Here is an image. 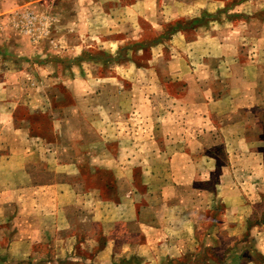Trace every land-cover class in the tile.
<instances>
[{
  "label": "rangeland",
  "instance_id": "1",
  "mask_svg": "<svg viewBox=\"0 0 264 264\" xmlns=\"http://www.w3.org/2000/svg\"><path fill=\"white\" fill-rule=\"evenodd\" d=\"M1 9L0 264L14 263L5 247L36 207L29 199L76 197L115 217L129 191L158 200L166 188L156 180L147 191L151 161L166 160L151 149L193 143L214 219L183 264H264V0H0ZM62 179L72 188L48 184Z\"/></svg>",
  "mask_w": 264,
  "mask_h": 264
},
{
  "label": "crops",
  "instance_id": "2",
  "mask_svg": "<svg viewBox=\"0 0 264 264\" xmlns=\"http://www.w3.org/2000/svg\"><path fill=\"white\" fill-rule=\"evenodd\" d=\"M19 4L20 9L25 6ZM0 13H7V10L1 9ZM258 97L264 105V94ZM246 107L242 106L241 109ZM216 136L214 142L221 141V136ZM240 141H248L247 136L241 134ZM200 150L195 143L191 147L186 145L172 150L167 146L158 147L155 151L151 149L152 156L162 152L166 160L151 161L147 191L156 180L164 182L166 188L160 190L158 200H148L144 193L138 197L135 191H129L118 200L123 207L115 217L100 216L99 210H87L83 199L76 197L49 195L47 198L39 196L29 199L36 207L20 223L5 250L14 260L13 264H136L134 258H138V264H183V256L191 251L189 247L199 245L195 240L202 236L207 226L211 227L210 222L214 219L211 214L213 203H210L206 188L201 187L197 180L201 164L194 159V155H199L197 151ZM229 151L232 155L245 152L243 149ZM256 152L262 156L260 153L263 149L256 146ZM153 172L166 174L168 178H159ZM59 181L48 184L64 190L73 186L69 180ZM222 187L227 185L223 184ZM203 196L208 199H203ZM42 200L48 204L42 203ZM231 204H226L225 211L228 213L227 206ZM228 213L223 215V220ZM46 235L50 238L44 242ZM79 243L82 245L80 252L74 253V245ZM46 246L49 248L43 249Z\"/></svg>",
  "mask_w": 264,
  "mask_h": 264
},
{
  "label": "trees",
  "instance_id": "3",
  "mask_svg": "<svg viewBox=\"0 0 264 264\" xmlns=\"http://www.w3.org/2000/svg\"><path fill=\"white\" fill-rule=\"evenodd\" d=\"M200 20L199 18L194 19V21Z\"/></svg>",
  "mask_w": 264,
  "mask_h": 264
}]
</instances>
